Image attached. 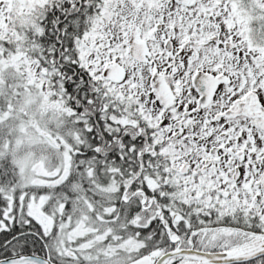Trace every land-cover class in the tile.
<instances>
[{
	"label": "snow or ice",
	"instance_id": "obj_1",
	"mask_svg": "<svg viewBox=\"0 0 264 264\" xmlns=\"http://www.w3.org/2000/svg\"><path fill=\"white\" fill-rule=\"evenodd\" d=\"M0 264H264V0H0Z\"/></svg>",
	"mask_w": 264,
	"mask_h": 264
}]
</instances>
